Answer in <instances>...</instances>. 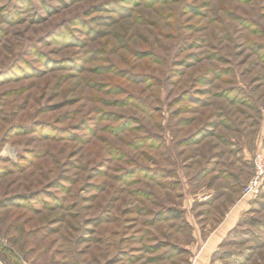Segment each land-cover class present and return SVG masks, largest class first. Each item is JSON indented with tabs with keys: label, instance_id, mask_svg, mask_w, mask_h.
Segmentation results:
<instances>
[{
	"label": "rangeland",
	"instance_id": "rangeland-1",
	"mask_svg": "<svg viewBox=\"0 0 264 264\" xmlns=\"http://www.w3.org/2000/svg\"><path fill=\"white\" fill-rule=\"evenodd\" d=\"M259 155L264 0H0V250L21 263L264 264Z\"/></svg>",
	"mask_w": 264,
	"mask_h": 264
},
{
	"label": "crops",
	"instance_id": "crops-1",
	"mask_svg": "<svg viewBox=\"0 0 264 264\" xmlns=\"http://www.w3.org/2000/svg\"><path fill=\"white\" fill-rule=\"evenodd\" d=\"M248 199L238 200L222 218V220L209 232L208 236L202 242L200 251L203 260L209 258L212 251L216 248L219 242L226 236L229 230L233 228L236 224L238 218L243 214L248 208ZM0 264H5L0 260Z\"/></svg>",
	"mask_w": 264,
	"mask_h": 264
},
{
	"label": "built area",
	"instance_id": "built-area-1",
	"mask_svg": "<svg viewBox=\"0 0 264 264\" xmlns=\"http://www.w3.org/2000/svg\"><path fill=\"white\" fill-rule=\"evenodd\" d=\"M264 187V157L259 155L254 161V173L243 187V196H256ZM21 264H26L22 262Z\"/></svg>",
	"mask_w": 264,
	"mask_h": 264
},
{
	"label": "trees",
	"instance_id": "trees-1",
	"mask_svg": "<svg viewBox=\"0 0 264 264\" xmlns=\"http://www.w3.org/2000/svg\"><path fill=\"white\" fill-rule=\"evenodd\" d=\"M0 260L5 264H21V262L11 255V253H7L5 250H0Z\"/></svg>",
	"mask_w": 264,
	"mask_h": 264
}]
</instances>
